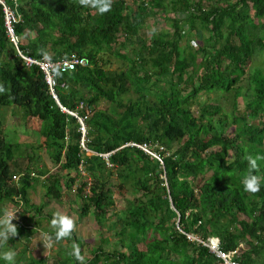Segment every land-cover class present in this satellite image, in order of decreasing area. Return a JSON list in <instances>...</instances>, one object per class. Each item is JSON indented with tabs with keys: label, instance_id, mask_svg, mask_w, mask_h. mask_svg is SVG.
I'll return each instance as SVG.
<instances>
[{
	"label": "trees",
	"instance_id": "trees-1",
	"mask_svg": "<svg viewBox=\"0 0 264 264\" xmlns=\"http://www.w3.org/2000/svg\"><path fill=\"white\" fill-rule=\"evenodd\" d=\"M4 2L14 8L11 0ZM16 11L20 19L14 32L34 34L20 44L29 55L46 52L56 58L75 52L88 58V65L59 71L54 90L59 102L81 117L89 110L84 144L94 153L80 147L77 119L60 110L42 72L26 67L16 55L0 4V216L4 204L14 201L23 211H34L25 216L28 223L45 219L50 225L53 217L41 215L40 207L61 202L66 189L73 190L69 203L78 206V217L91 209L95 221L105 226L113 191L120 197L127 191L133 198L106 225L118 237L119 248L103 239L78 263L81 252L72 230L62 239L66 252L53 263L222 264L180 228L202 239L217 237L226 252L237 248L234 261L264 264V161L254 170L262 177L260 191H246L242 183L248 157L264 156V0H111L104 13L80 0H18ZM157 14L168 28L147 38L142 26ZM184 36L189 41L180 47ZM125 45L131 54L120 52ZM110 54L124 62L121 68L106 67ZM163 75L169 80L161 82ZM202 93L215 96L200 103L196 99ZM240 96L257 123H249L245 111L236 113ZM221 98H229V106ZM102 100L110 106L99 108ZM3 108H18L26 127L37 121L43 137L37 148L57 166L44 178L47 170H28L29 164L23 167L17 160L31 162L34 153L24 157L20 143L5 140ZM130 141L146 143L162 163L126 146ZM101 153L109 154L105 159ZM79 165L86 175H80ZM14 173L20 174L17 182L11 180ZM37 181L44 188L38 205L28 197ZM29 232L26 225L17 227L0 251L14 248L16 239ZM239 244L244 245L241 251ZM16 253V264H47L50 256L32 255L26 247Z\"/></svg>",
	"mask_w": 264,
	"mask_h": 264
},
{
	"label": "rangeland",
	"instance_id": "rangeland-1",
	"mask_svg": "<svg viewBox=\"0 0 264 264\" xmlns=\"http://www.w3.org/2000/svg\"><path fill=\"white\" fill-rule=\"evenodd\" d=\"M132 0H127V2H131ZM165 20L162 19L158 14L154 17L148 18L144 26H142V32L143 35L147 38H150L152 36L157 35L161 30H163L165 27L168 28V25L165 24ZM34 34L32 32H28L26 37H20L21 43H26L28 38H31ZM194 40H191L193 42L198 41L201 42L200 38H194L191 37ZM187 40L189 41V36H184L179 43L180 47H184L185 43H187ZM131 46L125 45L122 48H120V52L122 53H128L131 54ZM49 55H51L49 53ZM106 67L110 69H119L121 68V64L124 63L120 60V58L116 57L113 54L108 55ZM247 69V68H246ZM248 74V73H246ZM242 84L246 85V75L242 76ZM159 80L161 82H166L169 80V75H163L159 77ZM132 96L133 93H131ZM214 93H202L197 97V101L202 103L203 101H207L209 98L214 97ZM222 104L225 106H229V98L228 99H220ZM245 102L246 99L244 96H240L238 98V106L236 109V113L239 115L242 112H246L248 114L247 121L251 124L257 123L259 121V118L254 117L252 114H250L249 110H246L245 108ZM110 106L109 102L102 100L99 104V108L106 109ZM87 109V108H86ZM88 113L89 110L87 109ZM1 117L3 119V131H4V138L8 142H18L22 146L23 150V156L26 157L28 153H34L33 161L28 162L25 158H17L18 162L24 167L27 164H29L30 168L28 170H34V166H36L38 169H45L47 170L45 175H41V178H44L48 172L54 170L57 166L50 161V159L47 157L46 153L42 149H38L37 145H39L43 137L38 132V123L36 120H32V123L26 127L23 125V122L21 118L19 117V109L18 108H3L1 110ZM228 133L231 134V131H228ZM233 135V134H231ZM79 145L81 146V141L79 140ZM33 167V168H32ZM82 175V174H80ZM86 175V173H85ZM78 180V179H76ZM116 182L115 176L111 177L110 179V185L112 188V185H114ZM78 184V181H77ZM76 184L73 186L75 187ZM114 189V187H113ZM43 185L41 181H37L33 183V187L28 192V197L31 203L38 205L42 199H43ZM123 191V190H122ZM124 196L120 197L118 195L117 191H113V198L114 203L107 209V216L108 218L105 220L103 225L100 226L94 219L92 210H89V213L86 216L78 217L77 212V205L72 204L70 205V200L73 199V190L67 191L64 189V193L61 198V202H57L55 200H50L48 204H44L43 207H40L41 215H47L50 214L52 217L55 216V214L59 213L64 216H68L71 218V220L74 223V233L77 240V247H79V251L81 252L80 255L77 256L78 263H83L87 260V255L94 252L95 249H97L98 245L101 243V240L108 239V243L106 242L105 245L113 247V248H119L120 242L117 241L118 237L115 235L114 230H111L108 228L109 221L111 217L116 215L122 214V211H124V208L126 206V199H132L133 195L130 192L124 191ZM20 206V203L9 201L8 203L4 204V207L6 210L14 209ZM21 207V206H20ZM5 210V211H6ZM24 215L26 217H30L34 211L32 209H28L27 211H24ZM50 226L48 222L45 219H42L39 221V224H31V227L29 229H32V232L28 234V236H20L18 239H16V245L13 248L15 251L22 249L23 247H26L29 250V253L32 255H42V256H48L50 253V256L47 257V264H54L53 261L56 258H61L63 254L66 252V241L62 240L60 242H55L51 247H48L47 245L43 246L41 242H37L40 238V233L42 231H45L46 228ZM239 250L241 251L244 248L243 244H239L238 246Z\"/></svg>",
	"mask_w": 264,
	"mask_h": 264
},
{
	"label": "built area",
	"instance_id": "built-area-1",
	"mask_svg": "<svg viewBox=\"0 0 264 264\" xmlns=\"http://www.w3.org/2000/svg\"><path fill=\"white\" fill-rule=\"evenodd\" d=\"M11 1L13 3L14 8L7 5L4 2V0H0V4L2 5V9H3V17H4V25L6 28V34L9 38V40L12 42V44L15 47L16 55L22 60L23 64L26 67L35 66L36 68H38L42 72L44 81L48 87V91H49L51 97L55 100V102L59 106L60 110L67 112L68 114L74 116L77 119V121L79 123L78 129L81 133L80 141H81L82 145L80 147L88 153L93 152V151L89 150L84 144V135L86 132L85 124H84V118L88 114L87 109H85L86 115L81 117L77 111L70 110V109L64 107L59 102L57 95L55 93V90H54V88L57 85L56 76H57L59 71L63 72L66 70L75 69L78 66L88 65V63H89L88 58L85 56L79 55L78 53H75V52H70L67 55H63V56L56 57V58H54L52 56V54L49 55V53H48V55L51 57V63H49L48 61H46L44 59V54L39 56V57H35V56H31L28 53H26L20 47V44H21L20 36H18L13 30L14 23H16L20 19V15L16 11V5H17L18 0H11ZM77 106L80 108L83 107L82 102H79V104ZM125 145L126 146H136V147L144 150L146 153L150 154L153 158L157 159L160 163H162V157L156 151L151 150L146 143L138 144V143H135L133 141H130V142L125 143ZM157 148L160 150L162 149V147L159 145ZM108 154L109 153H101L99 155L103 156L106 159ZM108 164H109V162H108ZM79 169H80V174L85 175V172H84V170H82L81 165H79ZM33 175H34V173L30 172V176H33ZM19 176H20L19 173H14L11 175V180H13L14 182H17ZM14 209H18L19 212H17L15 214V216L12 220V223H14L17 227L25 226V225L27 227H31L32 223H28L26 221L25 215H24L25 212L22 210V208L20 206H18L17 208H14ZM9 210H11V209H9ZM179 230L183 234H185V236L189 240L195 241L197 243H200L202 246L207 247L210 252L214 253L216 257H218L222 260V264H241V263L231 259V257L235 253H237V248L234 250L228 251V252L222 250L220 248L219 239L217 237L210 236V237H207L206 239H202L198 235H195L193 233H187V232L181 230L180 228H179Z\"/></svg>",
	"mask_w": 264,
	"mask_h": 264
},
{
	"label": "clouds",
	"instance_id": "clouds-1",
	"mask_svg": "<svg viewBox=\"0 0 264 264\" xmlns=\"http://www.w3.org/2000/svg\"><path fill=\"white\" fill-rule=\"evenodd\" d=\"M80 2L83 5L95 7L99 13L107 12L111 8V0H80ZM44 59L51 63V57L46 52H44ZM259 161H264V156L250 155L248 157L249 171L242 181L245 190L252 193L261 189L262 177L254 172L259 167ZM17 212H19L18 209L6 210L3 216H0V247L8 245L10 237L15 236L17 233V226L12 223ZM50 228L51 231H42L40 233V238L37 242H41L43 246L51 247L55 242L69 237L72 234L74 223L68 216L57 213L50 220ZM16 256V251L10 246L6 251H0V261H6L9 264H16Z\"/></svg>",
	"mask_w": 264,
	"mask_h": 264
},
{
	"label": "crops",
	"instance_id": "crops-1",
	"mask_svg": "<svg viewBox=\"0 0 264 264\" xmlns=\"http://www.w3.org/2000/svg\"><path fill=\"white\" fill-rule=\"evenodd\" d=\"M50 255V253L48 254V256Z\"/></svg>",
	"mask_w": 264,
	"mask_h": 264
}]
</instances>
